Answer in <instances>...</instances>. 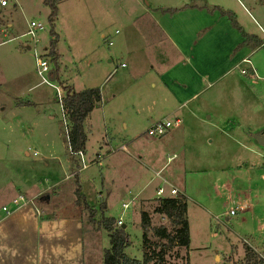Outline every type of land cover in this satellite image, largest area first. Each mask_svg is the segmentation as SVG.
Here are the masks:
<instances>
[{
    "label": "rangeland",
    "instance_id": "1",
    "mask_svg": "<svg viewBox=\"0 0 264 264\" xmlns=\"http://www.w3.org/2000/svg\"><path fill=\"white\" fill-rule=\"evenodd\" d=\"M231 1L238 6L237 0ZM7 2V6H0V101L7 105L13 98L16 104L25 106L19 112H11L10 109L0 112V183H6L8 179L17 182V172H22L45 188L49 180H63L72 171L70 156L73 155L65 140L62 110L56 90L40 83L35 51L39 55L43 54L51 70H55V63L48 53L51 42L57 39L58 67L60 62L65 78L69 79L68 84L75 83L74 87L79 91L86 84L85 79L90 73L95 72V66L103 68V71H99L98 79L115 69L119 75H127V84L132 86L136 75L132 76L131 73L134 71L139 75L141 72L134 69L137 56L127 53H134L136 48L127 21L134 18L137 4L136 0H107L109 14L103 29L112 42V45H108V42L103 44L99 33L84 22L87 0H60L54 24L49 21L52 12L44 0ZM241 2L264 28V0ZM78 11L84 14L82 22L74 18V13ZM240 18L247 31L252 29V33L258 32L256 35L264 38L250 19ZM31 22L41 23L45 27L38 34V42L27 35ZM146 42L151 40L146 39ZM28 46L31 48L28 49ZM109 59H112L111 63ZM139 60L142 68H138L145 71L148 66ZM250 60L258 71L259 79L251 75L253 73L246 76L241 74L247 65L234 69L203 96L205 99L201 101L206 111L199 114V120L184 117L181 128L175 127L168 135L152 137L148 135L152 122L147 123L138 118V134L133 139V145L128 147L127 154L119 152L108 156L109 149L104 148L97 164H90L79 172L83 166L80 160L78 168L74 169L79 175L73 177L71 182L77 183V188L82 187L81 192L93 209V212L85 210L86 221L91 224L84 232L85 264H103L104 250L110 248V233L101 225L104 218H113L116 223L122 218L121 227L125 226L131 242L125 249L126 253L138 260L143 258L144 232L140 212L144 210L151 214L153 226L168 224L165 218L152 213L158 200L156 190L162 179H167L181 191L186 187L189 195L187 213L191 242L188 250L180 249L181 256L189 255L190 264H247L246 247L251 248L252 245L246 239L251 245L248 246L243 239L255 230L256 220L248 219L243 216V212H238V216H231L230 224H226L225 214L234 206L228 198L216 199L213 204L205 202L201 205L200 202L206 201L207 195L212 194L210 185L212 179L219 176L218 167L233 168L240 156L256 161L264 158V148L249 137V134L261 133V127H264V47L256 51ZM122 63L129 67H122ZM90 64L93 68L89 67ZM112 81H115V77ZM54 84L66 93L59 80H55ZM130 95H136V90L132 93L130 89ZM141 109L138 104L135 109L132 107V118L147 112L145 109L142 113ZM169 119L174 121L175 118ZM7 120V124L2 125ZM98 136L96 130L90 134L88 164L96 158L103 145L101 139L98 143ZM211 139L214 142L210 145ZM250 145L259 150L261 156L250 151ZM29 149L31 156L27 157L24 152ZM218 154L221 161L215 157ZM170 157L174 158L169 162ZM125 163H128V167ZM228 175L231 179V174ZM169 190L167 188L166 195L171 197L168 195ZM179 195L185 194L180 192ZM4 202L9 203L6 207L13 206L11 200ZM124 202L130 204L127 210L122 206ZM3 205L0 203V209ZM28 206L14 214L28 209ZM2 213L1 210L0 216L5 215ZM261 213L264 217V211ZM115 227L118 228V224ZM253 250L257 254L262 249L255 247ZM170 261L182 263L175 257L170 258Z\"/></svg>",
    "mask_w": 264,
    "mask_h": 264
},
{
    "label": "crops",
    "instance_id": "2",
    "mask_svg": "<svg viewBox=\"0 0 264 264\" xmlns=\"http://www.w3.org/2000/svg\"><path fill=\"white\" fill-rule=\"evenodd\" d=\"M237 2L238 6L231 0H136L137 11L134 18L127 21L128 29H131L135 38L136 48L134 53L129 51L127 53L130 56L133 54L137 56V66L134 69L141 73L139 75L134 71L131 73L132 76L136 75V78L130 86L127 84V75H119L115 69L109 70L108 74L98 79L99 71H103V68L95 66V72L90 73L85 79L86 84L80 90L101 88L99 106L84 121L85 160L89 153V137L94 130L99 134L98 143L102 141L103 144L96 158L91 160L88 166L100 161L103 156L100 153L104 148L109 149L108 156L119 152L127 154L128 147L133 145V139H136L138 134L140 126L137 123L138 118L147 123L152 122L148 130L157 121L170 120V117L175 118L174 121L170 120L173 123L181 121L178 128L182 127L184 117L199 120V114L206 111L204 102L201 101L205 99L203 96L234 69H241L247 65L241 74L247 71L246 74L253 73L251 75L259 79L258 71L250 59L256 51L264 47V38L256 35L258 32L252 33V29L247 31L240 16L250 19L263 37L264 28L241 0ZM107 5V0H87L84 8L85 21L82 12L74 13V18L78 22L84 21L87 27L91 26L99 33L103 44L110 42L103 29L104 23L108 21ZM213 7L219 10H213ZM220 10L231 11L242 32L255 36L261 45L256 44L254 40L245 39ZM146 39L151 42H146ZM98 44L99 42L97 46ZM30 48L28 46V49ZM139 59L148 66L145 67V71L140 70L142 62L139 63ZM247 60L250 63H247ZM108 62L111 63L112 59ZM121 66L129 67L125 63ZM89 67L93 68L92 64ZM114 77L115 81H112ZM58 79L60 86H69L75 92H80L74 87L75 83L68 84L69 79L65 78L60 62ZM130 89L132 93L136 90L133 97L130 95ZM10 100L7 105L0 101L1 113L9 109L11 112H19L23 109L22 106H25L16 104L13 98ZM136 104L139 110L142 108V113L145 109L148 113L132 118L131 109L132 107L135 109ZM209 118L211 119V116ZM8 121L2 122V125ZM263 132L264 127H261V133ZM248 134L249 132L247 136ZM249 137L253 138L251 134ZM253 139L258 144L257 140ZM213 142L211 139L209 144ZM249 150L261 156L260 151L251 145ZM24 154L30 157V149ZM174 157H170L169 162ZM215 157L221 161L220 154ZM243 158L245 157L240 156L233 168L218 167L219 176L212 179L210 185L212 194H208L207 200L200 204L205 202L213 204L216 199L228 198L234 204L231 209H237L235 216H238V212H243L246 218L256 220L255 230L243 240L248 239L252 249L256 247L264 250V217L261 213L264 211V158L262 161ZM70 160L72 171L66 174L63 180H49L45 188H41L36 179L22 172H17L19 174L17 182L8 179L6 183H0L2 200L0 203H4L2 209L9 204L4 202L5 200L13 201L20 196L26 198L29 196L31 199L36 198L38 202L36 207L42 213L39 216L36 207L31 205L32 207L28 206V209L6 217L0 209V213L2 210L4 215L0 216V264H85L84 232L91 224L86 221L84 202L76 197L77 183L71 182L73 177H78V173L84 167L82 166L79 172H74L80 160L76 156H70ZM126 165L128 167V163H125ZM228 174H231V179ZM195 175L199 176L197 173ZM164 180L169 183L167 179H162L161 185ZM169 186V189L177 188L171 184ZM179 191L188 198L186 187ZM231 209L225 214L226 224H230L231 216H234L230 214ZM218 217L219 215L216 216ZM262 250L259 251L264 252Z\"/></svg>",
    "mask_w": 264,
    "mask_h": 264
},
{
    "label": "trees",
    "instance_id": "3",
    "mask_svg": "<svg viewBox=\"0 0 264 264\" xmlns=\"http://www.w3.org/2000/svg\"><path fill=\"white\" fill-rule=\"evenodd\" d=\"M60 0H44V3L50 7L51 15L49 21L54 24L58 17L57 4ZM213 10L219 8L213 7ZM173 11H177L173 9ZM222 15L227 16L232 26L238 29L245 39H251L256 44L261 45L255 36L242 32L238 25L235 15L231 11L220 10ZM55 34V33H54ZM57 39L53 40L50 45L48 55L52 57L55 63V80L58 79V52ZM66 96L64 104L66 111L72 123L70 141L74 151H82L86 144V133L84 121L89 117L92 111L99 106L101 102V88H88L80 92H75L71 87L65 86ZM76 197L84 202V209L93 212L88 204L86 197L81 192L79 186L75 191ZM188 199L185 195L175 197L158 198L157 205L152 213L160 215L168 222L167 225L153 226L152 216L150 213L142 210L140 212L142 218L143 235V258L138 260L130 257L125 249L130 245V237L125 228H116V221L113 218H104L102 220L103 227L110 233V248L104 250L103 264H190L189 255L181 256L180 249H189L191 242V231L188 220ZM92 217L94 216L91 214ZM247 248V264L260 263L259 256L252 248ZM175 257L182 260V263H173L170 258Z\"/></svg>",
    "mask_w": 264,
    "mask_h": 264
},
{
    "label": "built area",
    "instance_id": "4",
    "mask_svg": "<svg viewBox=\"0 0 264 264\" xmlns=\"http://www.w3.org/2000/svg\"><path fill=\"white\" fill-rule=\"evenodd\" d=\"M8 2L7 0H1L0 1V6L4 7L5 5H7ZM45 29L44 25L41 23H37V22H31L28 28V32L27 35L31 36L33 40L37 41V37L38 34L41 33L43 30ZM107 39V38H106ZM108 40V39H107ZM106 40V41H107ZM109 45H112V42H108ZM35 58H36V68H37V72L39 77L41 78V84H48L50 86H52L55 90H56V94L58 97V103L59 105H61V110H62V123L64 126V134H65V140L68 142V149L71 155L76 156L79 158V160H81L83 167H87L88 163L85 160V154L84 151H74L72 148V144L70 141V135H71V128H72V123H70L67 111H66V105L64 104V98L66 96V93L64 94L63 91L61 90V88L59 86H56L54 84V81L52 80V70L50 68V63L49 61L42 55H39L37 53V51H35ZM247 63H250L249 60H247ZM122 66L125 67V65L123 64ZM255 70L253 69V72ZM243 74H246L247 71H243ZM65 92V91H64ZM181 121L177 120L176 122H172L170 120H159L157 121L149 130H148V135L155 137V136H164L165 134L168 133V131L174 129V127H178L180 126ZM35 155H37V153H35ZM170 184L167 181H163L162 185L159 186L156 190V195L158 198H165L168 197L166 194L167 188H169ZM169 186V187H168ZM180 191L177 188H173L171 187L169 190L168 195L171 197H175L176 195H179ZM32 205L36 207V198L34 199H26L22 196L14 199L12 201V205L13 206H9V207H3V212L5 214L6 217H9V215L14 214L16 211H18L19 209H21L22 207H26L28 205ZM130 207L129 203H124L123 204V208L125 210H127ZM36 212L38 215L41 214V211L36 207ZM237 213V209H231V214L232 215H236ZM118 227H121V225L123 224V220L122 218H120V220H118L117 222ZM246 241V240H245ZM245 244H247L248 246H250V244L246 241ZM255 249V248H254ZM257 251V250H256ZM257 254L259 256L260 259V263L264 264V254L257 251Z\"/></svg>",
    "mask_w": 264,
    "mask_h": 264
},
{
    "label": "water",
    "instance_id": "5",
    "mask_svg": "<svg viewBox=\"0 0 264 264\" xmlns=\"http://www.w3.org/2000/svg\"><path fill=\"white\" fill-rule=\"evenodd\" d=\"M52 74H55V70L52 71ZM52 80H55V76H52ZM251 136L253 138H255L258 142V144L264 148V132L261 134H251ZM123 228H125V226H123Z\"/></svg>",
    "mask_w": 264,
    "mask_h": 264
}]
</instances>
